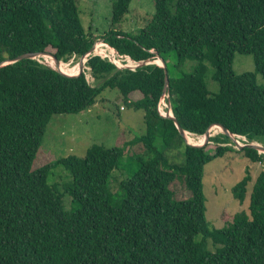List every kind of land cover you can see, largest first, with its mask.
Masks as SVG:
<instances>
[{
  "label": "trees",
  "instance_id": "1",
  "mask_svg": "<svg viewBox=\"0 0 264 264\" xmlns=\"http://www.w3.org/2000/svg\"><path fill=\"white\" fill-rule=\"evenodd\" d=\"M110 1L115 24L132 0ZM154 7L135 35L112 28L102 39L136 61L158 55L166 65V55L173 54L179 69L195 60L192 72L177 76L166 65L169 103L182 129L203 135L220 123L264 145V88L256 84L257 73L264 78V0H154ZM95 40L75 0H0V62L28 52L67 62ZM235 53L252 55L254 71L235 74ZM208 64L217 92L205 82ZM85 65L93 83L84 71L67 76L36 58L0 67V264H264V153L237 150L262 169L247 211L210 227L203 170L235 150L230 137L211 136L214 150L208 143L187 144L173 120L157 111L164 69L156 63L117 69L92 56ZM107 88L116 89L127 107L144 111L145 133L134 140L142 147L137 169L111 179L124 148L102 144L33 169L51 117L91 107ZM57 165L71 175L66 192L74 208H64L62 194L47 180ZM250 181L246 168L232 186L239 203ZM172 185L185 188L189 198H174Z\"/></svg>",
  "mask_w": 264,
  "mask_h": 264
},
{
  "label": "rangeland",
  "instance_id": "2",
  "mask_svg": "<svg viewBox=\"0 0 264 264\" xmlns=\"http://www.w3.org/2000/svg\"><path fill=\"white\" fill-rule=\"evenodd\" d=\"M75 1L83 26L96 40L102 38L103 33L112 28L135 35L139 28L144 26L149 20L155 9L154 0H132L129 5V11L123 16L121 21L113 24L111 21L110 0ZM36 57L39 58L40 56ZM157 58L155 57V59ZM40 59L49 66L53 61L49 55H46V58L41 56ZM165 61L169 73L174 76L179 75L180 72H192L196 65L195 60L186 59L180 68L177 69L175 67L176 59L173 54L166 55ZM78 62L79 57H71L67 62L60 61L58 66L67 65L73 70L74 67H78ZM208 67L209 71L205 76L207 88L210 92H217L218 85L211 76L213 68L209 64ZM232 71L235 74L253 72L254 62L252 55L235 53L232 61ZM90 82H92L91 79ZM256 84L264 88V78L260 73L256 74ZM121 105L124 106L123 109H120ZM144 117L143 110L127 107L116 89L107 88L98 95L96 102L91 107L77 114H56L51 117L32 168L35 170L39 169L71 154L83 156L86 149L92 144H102L106 147L121 146L124 148L121 165L113 170L111 179L114 174L118 179L127 178L137 169L136 157L142 152L140 143L134 142V140L145 133ZM220 132L221 129L217 126L210 131L211 136ZM191 135L194 137L200 136ZM234 138L239 141V144L246 142L242 136H235ZM215 145L213 141L208 143V147L211 150H214ZM228 145L233 146L235 150L228 151L223 156L207 162L203 170L205 218L208 225L215 228L224 226L235 212L239 210L247 211L249 194L254 179L262 169L260 162H252L237 151L240 149L237 148L232 140ZM246 168L250 172L251 181L247 185V193L243 203H239L233 197L231 189L243 177ZM47 180L50 184L55 185L58 193L62 194V204L65 209L76 206V204H72L71 197L66 192L67 188L72 186L71 175L62 165L52 168ZM172 189L174 190V198H189L188 191L182 186L172 185ZM208 248L214 251V246L211 243H209Z\"/></svg>",
  "mask_w": 264,
  "mask_h": 264
},
{
  "label": "water",
  "instance_id": "3",
  "mask_svg": "<svg viewBox=\"0 0 264 264\" xmlns=\"http://www.w3.org/2000/svg\"><path fill=\"white\" fill-rule=\"evenodd\" d=\"M92 49H93V45L88 49V51L86 53H90L92 51ZM86 53L79 57L78 71L76 73H74V74L65 73V72L61 71L59 68H57L56 66H52V68H54L58 72H60V73H62L64 75H67V76L79 75L80 73L83 72V69H84V62H85ZM38 55H49L50 57H52V59L54 61V64L55 65H59L60 61L52 54H49V53H37V54H35V53L28 52V53H22V54L16 56L15 58H13V59H7L5 61H1L0 62V67L5 65V64L12 63L14 61L20 60V59L35 58ZM157 57L161 60V64H158V63L157 64L162 66L163 69H164V85H163L162 95L161 96L167 95V99L169 100V93H168L169 92V90H168L169 80H168L166 65H165V63H164L162 58H160L158 55H157ZM149 63H156V62H148L146 60V61H141L139 63V65L149 64ZM165 116L167 118H170V119L173 120V122L175 123V125H176V127H177V129H178V131L180 133V135L184 138V140H185V142L187 144L194 145V146H204L205 144L210 142V137H211L210 129H211V127L212 126H217V127H219L221 129L222 133H224V134H226V135H228L230 137V139L237 146L238 149H241L242 147H249V148L256 149L260 153H264V145L263 144H260V143H257V142H247V143H244V144H239L237 139L234 138L235 136H238V135L231 133L229 130H227L226 127H224L220 123H213L212 125H210L206 129V131L203 134L204 135V140H203V142L201 144L190 143V142L187 141L186 135H185L188 131H185V130L182 129V127L178 124L177 119L173 116V113L169 114V112H168Z\"/></svg>",
  "mask_w": 264,
  "mask_h": 264
},
{
  "label": "built area",
  "instance_id": "4",
  "mask_svg": "<svg viewBox=\"0 0 264 264\" xmlns=\"http://www.w3.org/2000/svg\"><path fill=\"white\" fill-rule=\"evenodd\" d=\"M41 56H46V55H38L39 58H37V57H35V58L38 61L44 63L40 59ZM92 56H99L101 59L107 60L108 62H110L113 65H115V67L117 69L129 68L131 70H134L137 66H139V63L141 62V61H136V60L132 59L127 54L119 53L114 47L109 45L102 38L94 41L92 51L90 53H86V55H85V62L87 61L88 58H90ZM154 59H151L152 61L150 59L147 60V61L148 62H155ZM85 62H84V68H86V69H83V71L85 73L86 80L89 83H92L93 82V77L91 76L90 68L85 65ZM50 66L52 67L53 65L50 64ZM90 79L92 80V82H90ZM123 108H124V106L121 105L120 109H123ZM157 111L162 116H165L168 112H169V114H172V110H171V107H170V104H169V100L167 99V95H164V96L160 97V100H159V102L157 104ZM187 133L189 134V132H187ZM190 134H192V133H190ZM239 136L240 135H238L237 137H239ZM242 137L245 138L244 136H242ZM245 140H246V138H245ZM245 143H247V140H246Z\"/></svg>",
  "mask_w": 264,
  "mask_h": 264
},
{
  "label": "bare ground",
  "instance_id": "5",
  "mask_svg": "<svg viewBox=\"0 0 264 264\" xmlns=\"http://www.w3.org/2000/svg\"><path fill=\"white\" fill-rule=\"evenodd\" d=\"M46 57V56H45ZM156 63H158V64H161V60L159 59V58H157V59H155L154 60ZM50 64V63H49ZM61 64V63H60ZM51 65H53V66H56L57 68H59L61 71H63V72H65V73H71V74H74V73H76L77 71H78V67L76 66V67H74L73 68V70H71V68H69L67 65H65V66H58V65H55L54 64V62L52 61L51 62ZM64 68H66V69H64ZM215 126H213V127H211V129H213ZM212 133V132H211ZM214 133V132H213ZM186 135V139H187V141L188 142H190V141H192V142H190V143H193V144H201L202 142H203V140H204V135H200V136H198V137H194L193 135H191V134H188V133H186L185 134ZM196 141V142H195ZM201 142V143H200Z\"/></svg>",
  "mask_w": 264,
  "mask_h": 264
}]
</instances>
